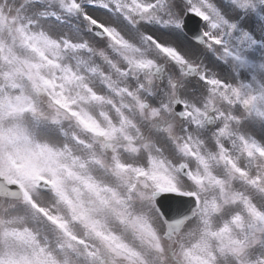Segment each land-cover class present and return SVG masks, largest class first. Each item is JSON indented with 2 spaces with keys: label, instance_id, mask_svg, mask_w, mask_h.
Masks as SVG:
<instances>
[{
  "label": "snow or ice",
  "instance_id": "1",
  "mask_svg": "<svg viewBox=\"0 0 264 264\" xmlns=\"http://www.w3.org/2000/svg\"><path fill=\"white\" fill-rule=\"evenodd\" d=\"M0 264H264V0H0Z\"/></svg>",
  "mask_w": 264,
  "mask_h": 264
}]
</instances>
